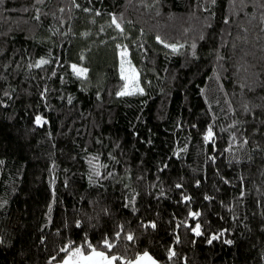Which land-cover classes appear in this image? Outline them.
<instances>
[{
    "label": "trees",
    "instance_id": "trees-1",
    "mask_svg": "<svg viewBox=\"0 0 264 264\" xmlns=\"http://www.w3.org/2000/svg\"><path fill=\"white\" fill-rule=\"evenodd\" d=\"M77 248L264 264V0H0V264Z\"/></svg>",
    "mask_w": 264,
    "mask_h": 264
},
{
    "label": "snow or ice",
    "instance_id": "snow-or-ice-1",
    "mask_svg": "<svg viewBox=\"0 0 264 264\" xmlns=\"http://www.w3.org/2000/svg\"><path fill=\"white\" fill-rule=\"evenodd\" d=\"M113 23H115V19L113 20ZM118 28H119V25L117 24L116 25ZM40 63H47V61H41ZM39 66V65H37ZM75 68V66H74ZM79 74V73H78ZM125 93H121V95H123ZM37 122H39V118H37ZM212 136V132L209 130L208 132V135L205 137L206 140H209ZM154 226V225H153ZM196 234L197 235H200V231H199V225L196 226ZM129 240L132 239L131 236H128L127 237ZM218 237H213L212 239H217ZM209 243H211L212 241L209 240L208 241ZM226 243H232V241H226ZM105 247L107 248H111L112 245L109 244L107 241H105ZM62 251H68V249H62ZM79 255L80 256V259H81V264H113L114 261H116L117 259H119L118 257L116 256H111L110 258L108 256H106L103 252H97L95 251V249L92 250V253L90 255H87L85 256L82 252V250L80 248H77L75 249L72 253H71V256H77ZM174 255V253H173ZM145 256H147V253H145ZM99 257L100 260L98 261L96 258ZM150 259V258H149ZM63 264H72V261H71V257L69 259H66Z\"/></svg>",
    "mask_w": 264,
    "mask_h": 264
},
{
    "label": "rangeland",
    "instance_id": "rangeland-1",
    "mask_svg": "<svg viewBox=\"0 0 264 264\" xmlns=\"http://www.w3.org/2000/svg\"><path fill=\"white\" fill-rule=\"evenodd\" d=\"M125 60H126V63H125V65L122 68L123 76L125 78V83H126V85H125V92L137 91L138 90V74H137L136 70L133 67H131L129 64H127V62H128L127 59H125ZM85 255H87V254H85ZM143 256H145V255H143ZM140 257H138L137 259H139ZM145 257L150 258V262L152 264H158L151 256L147 255ZM129 264H131V263H129Z\"/></svg>",
    "mask_w": 264,
    "mask_h": 264
},
{
    "label": "crops",
    "instance_id": "crops-1",
    "mask_svg": "<svg viewBox=\"0 0 264 264\" xmlns=\"http://www.w3.org/2000/svg\"><path fill=\"white\" fill-rule=\"evenodd\" d=\"M91 253H89V254H87V255H90ZM85 255V254H84ZM87 255H85V256H87ZM150 256V255H149ZM71 257V261H72V264H81V259H80V256L79 255H77V256H71V254H69L66 258H65V260L66 259H69ZM110 258V257H109ZM98 261L100 260V258L99 257H97L96 258ZM64 260V261H65ZM64 261H62L61 263H58V264H63V262ZM134 264H152L151 262H150V259L149 258H147V257H145V256H141L139 259H137L136 261H134L133 262ZM133 263H131V264H133ZM113 264H115V262L113 263Z\"/></svg>",
    "mask_w": 264,
    "mask_h": 264
}]
</instances>
